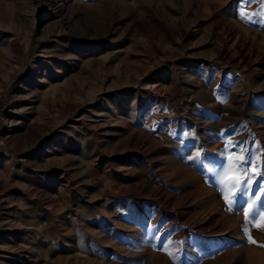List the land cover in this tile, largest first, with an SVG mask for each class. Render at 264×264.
<instances>
[{"label":"rangeland","instance_id":"1","mask_svg":"<svg viewBox=\"0 0 264 264\" xmlns=\"http://www.w3.org/2000/svg\"><path fill=\"white\" fill-rule=\"evenodd\" d=\"M261 8L0 0V264H264L209 171L264 155Z\"/></svg>","mask_w":264,"mask_h":264},{"label":"snow or ice","instance_id":"2","mask_svg":"<svg viewBox=\"0 0 264 264\" xmlns=\"http://www.w3.org/2000/svg\"><path fill=\"white\" fill-rule=\"evenodd\" d=\"M243 3H248L250 0H242ZM256 2V0H251ZM262 5L261 12L257 15L261 16V22H264V0H258ZM246 13L241 11L239 13L240 19L247 22ZM199 155V153L197 154ZM226 162L220 169H210L215 172V186L227 206V210L232 212L234 205L237 202V197L249 195L253 192L256 183L260 182V194L256 195L255 199L249 195L247 207L243 209L244 225L242 228L245 233H249L251 227H255L264 231V155L257 156L255 153L249 155L248 149L241 148L239 154H227L225 149ZM191 159V158H190ZM249 167L253 170L250 171ZM254 209H257L254 213ZM249 243H256V241L248 235ZM168 244L163 246L162 250H167ZM172 255L171 252L168 253Z\"/></svg>","mask_w":264,"mask_h":264},{"label":"bare ground","instance_id":"3","mask_svg":"<svg viewBox=\"0 0 264 264\" xmlns=\"http://www.w3.org/2000/svg\"><path fill=\"white\" fill-rule=\"evenodd\" d=\"M240 253V252H239ZM207 264H210V263H207Z\"/></svg>","mask_w":264,"mask_h":264}]
</instances>
